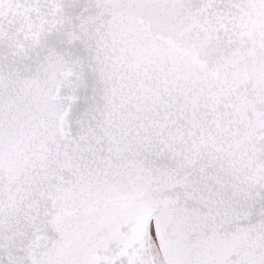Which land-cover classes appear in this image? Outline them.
<instances>
[{
  "label": "snow or ice",
  "instance_id": "obj_1",
  "mask_svg": "<svg viewBox=\"0 0 264 264\" xmlns=\"http://www.w3.org/2000/svg\"><path fill=\"white\" fill-rule=\"evenodd\" d=\"M0 264H264V0H0Z\"/></svg>",
  "mask_w": 264,
  "mask_h": 264
}]
</instances>
